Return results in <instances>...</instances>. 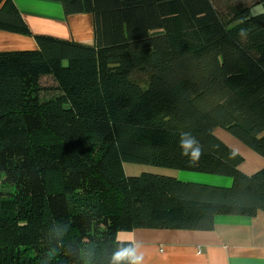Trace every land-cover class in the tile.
<instances>
[{
    "label": "trees",
    "instance_id": "1",
    "mask_svg": "<svg viewBox=\"0 0 264 264\" xmlns=\"http://www.w3.org/2000/svg\"><path fill=\"white\" fill-rule=\"evenodd\" d=\"M51 1L91 14L93 43L36 35V49L0 51V264H112L132 246L119 231L210 230L217 214L264 211V167L242 172L214 134L264 156V11L251 12L264 0ZM0 29L30 33L12 0ZM183 131L203 148L195 164ZM124 163L232 182L127 175Z\"/></svg>",
    "mask_w": 264,
    "mask_h": 264
},
{
    "label": "crops",
    "instance_id": "2",
    "mask_svg": "<svg viewBox=\"0 0 264 264\" xmlns=\"http://www.w3.org/2000/svg\"><path fill=\"white\" fill-rule=\"evenodd\" d=\"M30 33L22 34L0 29V51L36 49V35H53L86 44L93 43V18L90 13L66 15L61 3L51 0H12ZM214 134L237 151L243 161L239 168L252 174L264 167L261 156L220 128ZM137 166L129 165L125 174H136ZM153 173H166L146 167ZM184 181L230 186L228 176H186L179 171L171 173ZM119 240L138 245L143 255L142 264H264V211L254 215L217 214L210 230L175 228H134L119 231Z\"/></svg>",
    "mask_w": 264,
    "mask_h": 264
},
{
    "label": "clouds",
    "instance_id": "3",
    "mask_svg": "<svg viewBox=\"0 0 264 264\" xmlns=\"http://www.w3.org/2000/svg\"><path fill=\"white\" fill-rule=\"evenodd\" d=\"M241 39H246L248 36V29L241 28L239 33ZM179 148L181 155L188 157L190 163H197L203 155V148L199 140L190 132L183 131L180 134ZM138 245L130 247H122L112 255V264H121L127 261L128 264H142L143 255L138 252Z\"/></svg>",
    "mask_w": 264,
    "mask_h": 264
},
{
    "label": "rangeland",
    "instance_id": "4",
    "mask_svg": "<svg viewBox=\"0 0 264 264\" xmlns=\"http://www.w3.org/2000/svg\"><path fill=\"white\" fill-rule=\"evenodd\" d=\"M242 1H245L246 3H249L251 0H214V4H215V6L218 9H221V10H224L225 11V10L228 9L229 5H231V4H238V3L242 2ZM262 11H264V5H262V4H257L255 6H253L252 9H251L252 14H257V13L262 12ZM48 35H50V34H48ZM51 36H53V35H51ZM55 37H57V36H55ZM57 38L64 39L62 37H57ZM133 75L135 77L141 79V80H143L145 78V75L142 74V73H140V72H134ZM220 129L222 131H225L227 134L232 135L226 129H223V128H220ZM232 136L235 137L234 135H232ZM129 165L137 166V168L135 170L136 171V174H130V175H137V174H140L141 172H152V171L145 170L146 167H149L150 169H156V170H158V171L160 170L162 172H164V171H170V173H171V171L172 172L179 171L180 173H182V174H184L186 176L199 175L198 177L202 176V177H206V178H209L211 176H221V175H215V174H207V173L193 172V171H187V170H175V169H168V168H160V167H154V166L143 165V164H133V163H124L123 168H124V171L125 172L129 170L128 169ZM170 173H167V175H169V176H175V175H172ZM161 174H166V173H161ZM9 190H10L9 187L5 186L2 183L1 178H0V195H2L0 197H5L6 192L9 191Z\"/></svg>",
    "mask_w": 264,
    "mask_h": 264
}]
</instances>
